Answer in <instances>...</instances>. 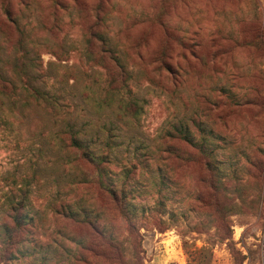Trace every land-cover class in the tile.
Masks as SVG:
<instances>
[{"label":"rangeland","instance_id":"1","mask_svg":"<svg viewBox=\"0 0 264 264\" xmlns=\"http://www.w3.org/2000/svg\"><path fill=\"white\" fill-rule=\"evenodd\" d=\"M0 264H264V0H0Z\"/></svg>","mask_w":264,"mask_h":264},{"label":"trees","instance_id":"2","mask_svg":"<svg viewBox=\"0 0 264 264\" xmlns=\"http://www.w3.org/2000/svg\"><path fill=\"white\" fill-rule=\"evenodd\" d=\"M4 6H7L4 4ZM5 13H8V8L4 7ZM121 68V67H120ZM69 144L67 145L69 148L75 150L76 153L79 154L80 157L84 158L87 161H90L92 163H96L98 160L103 162L105 158H100L97 159L96 157L93 156V153L89 149V147L84 146L81 144L78 140V138L75 136V134H71ZM198 149L203 156L208 157V168L209 170L214 174L216 172V166L213 165V154L215 151L209 150L207 146H198ZM99 161V162H100ZM97 163V165L101 168V163ZM102 169V168H101ZM102 186L106 187L110 192L113 191V188L106 186L101 183ZM219 185V182H218ZM216 188H218L217 185H215ZM28 193L27 192H20L16 198L12 200V203L9 207V210L5 213L6 217L10 219L12 222L11 227L7 226V233L9 236L11 235L10 238H12L11 245L13 248L12 255H17L18 253L21 252L22 250V243L24 242L23 234H27L30 232V228L32 226V219L29 218L28 215V210L26 208V202L28 200ZM53 210L57 214H63L68 217H78L80 215L78 211H75L73 209H70L68 206L65 205V203H61L57 206H53ZM84 215V214H81ZM86 219V217H83ZM85 221L90 220L86 219Z\"/></svg>","mask_w":264,"mask_h":264}]
</instances>
